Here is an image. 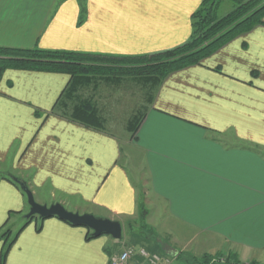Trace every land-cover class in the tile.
Returning a JSON list of instances; mask_svg holds the SVG:
<instances>
[{"label":"crops","instance_id":"obj_1","mask_svg":"<svg viewBox=\"0 0 264 264\" xmlns=\"http://www.w3.org/2000/svg\"><path fill=\"white\" fill-rule=\"evenodd\" d=\"M202 1L84 0L79 24L82 0H0V46L164 51L190 38ZM69 80L66 73L12 68L0 77V234L10 212L28 210L26 195L5 178L12 174L41 204L120 222L138 213L141 192L150 190L198 237L196 248L190 238L173 247L177 254L168 248L171 264L220 252L264 262V25L162 83L130 145L146 184L122 161L120 136L55 107ZM89 233L58 217H36L14 239H0V264H109L123 251L111 236ZM132 263L146 261L136 255Z\"/></svg>","mask_w":264,"mask_h":264},{"label":"trees","instance_id":"obj_2","mask_svg":"<svg viewBox=\"0 0 264 264\" xmlns=\"http://www.w3.org/2000/svg\"><path fill=\"white\" fill-rule=\"evenodd\" d=\"M222 1L203 0L191 16L190 38L183 44L164 51L140 55H109L38 46H0V77L10 68L69 74V83L55 107L86 125L105 128L106 120L95 97V92L102 84L140 86L146 103L150 105L162 83L172 73L201 64L203 58L214 54L230 41L264 25V0H231L234 8L224 16H219L218 9ZM85 18L86 6L82 0L78 23L81 24ZM142 111L137 110L128 119L127 127L133 136L146 115L147 110ZM10 175L5 178L21 189ZM24 218L25 224L14 233L15 237L36 217L27 219L25 215ZM10 230L11 228L4 229L0 239H8ZM92 237V233H89L88 238ZM194 261L197 264H264L255 260L246 263L233 252L225 256L204 254L202 258L195 257Z\"/></svg>","mask_w":264,"mask_h":264},{"label":"rangeland","instance_id":"obj_3","mask_svg":"<svg viewBox=\"0 0 264 264\" xmlns=\"http://www.w3.org/2000/svg\"><path fill=\"white\" fill-rule=\"evenodd\" d=\"M233 8L234 3L231 0H223L219 6L218 14L219 16H224ZM212 55L203 58L201 64ZM139 87L132 84H123L120 86H109L103 84L100 92L101 96L98 97V99L96 98V100L99 103V107L101 108L103 117H105V126L107 130L113 134L120 136L124 141L123 144L125 148L122 161L127 163V165L130 167V170L133 171L135 180L137 182H140L141 180L146 184L147 176L144 173L143 167H141L140 165H137V167L134 166L136 165L135 163L138 154L135 153L134 147L130 146L132 145L131 139L133 138V135L126 130L127 120L132 114H134L137 110L146 111L150 107L149 104L146 103L143 93L141 89H139ZM140 200L144 202V206L139 209L138 213H136L129 219L121 221V223L123 224V237L121 239L112 238L113 241L117 243L115 249L119 248L122 245L123 251L128 249H135V251H138L141 248H146L148 251L153 250L159 252L163 257H170L167 255L166 250H168V248L174 250L173 247H175V245L181 246V242H186L187 238H190L189 242L194 245L193 247H197L196 243L198 237L196 235V232L183 230V228L179 226L175 222V220H173L172 217L166 213L165 210H163V204H161L162 201H159L156 197H154L152 193H150V190L144 191V193L141 192ZM68 210L73 211V209L71 208ZM29 211L30 206L28 204V210L23 214H19L20 218L18 217V214L12 212L10 217V220L12 221L6 227V229L11 228L8 233V240H11L12 238L14 239V232L18 229L19 226L21 227L25 224L26 220L24 216L27 215ZM80 213L84 214L86 212L81 211ZM90 214L101 217L97 215V213ZM134 245H137V249L134 247ZM190 248L191 247L189 245V249ZM173 253L177 254L176 250H174ZM228 253L229 252H220L217 254L225 256ZM202 256H199V258H202ZM195 257L198 256L193 255L191 260H189L191 261L189 262V264H197L194 261ZM183 260L181 259L177 261V263L183 264Z\"/></svg>","mask_w":264,"mask_h":264},{"label":"water","instance_id":"obj_4","mask_svg":"<svg viewBox=\"0 0 264 264\" xmlns=\"http://www.w3.org/2000/svg\"><path fill=\"white\" fill-rule=\"evenodd\" d=\"M10 177L20 185L22 191L27 196L30 206V211L26 215L27 219L32 217H38L40 219L58 217L75 226H84L88 228L92 231L93 237H99L103 234H107L114 239H121L123 237V226L120 221L105 217H97L90 213L81 214L79 212H73L59 202L51 205L41 204L36 201L33 191L25 180L14 175H10Z\"/></svg>","mask_w":264,"mask_h":264},{"label":"built area","instance_id":"obj_5","mask_svg":"<svg viewBox=\"0 0 264 264\" xmlns=\"http://www.w3.org/2000/svg\"><path fill=\"white\" fill-rule=\"evenodd\" d=\"M139 256L146 261V264H171L170 257H163L158 253L148 251L146 248H141L138 251L135 249L124 250L119 254L114 255L109 264H133V257Z\"/></svg>","mask_w":264,"mask_h":264}]
</instances>
